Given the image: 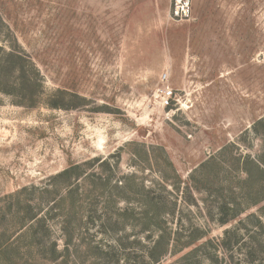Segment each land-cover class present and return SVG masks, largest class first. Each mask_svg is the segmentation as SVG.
<instances>
[{"label": "rangeland", "instance_id": "obj_1", "mask_svg": "<svg viewBox=\"0 0 264 264\" xmlns=\"http://www.w3.org/2000/svg\"><path fill=\"white\" fill-rule=\"evenodd\" d=\"M169 9L0 0V264H264V0Z\"/></svg>", "mask_w": 264, "mask_h": 264}, {"label": "built area", "instance_id": "obj_2", "mask_svg": "<svg viewBox=\"0 0 264 264\" xmlns=\"http://www.w3.org/2000/svg\"><path fill=\"white\" fill-rule=\"evenodd\" d=\"M192 3L193 0H170L169 17L174 22H187L192 17ZM162 82H168V75L165 74L162 77ZM161 104L164 107H169L171 101L174 100L173 89L166 84V86L160 89Z\"/></svg>", "mask_w": 264, "mask_h": 264}, {"label": "trees", "instance_id": "obj_3", "mask_svg": "<svg viewBox=\"0 0 264 264\" xmlns=\"http://www.w3.org/2000/svg\"><path fill=\"white\" fill-rule=\"evenodd\" d=\"M256 131L258 133H263L264 134V121L263 122H259L257 124ZM252 165H254V167L256 169V172L261 175V177H262V179L264 181V158L258 164L257 163H252ZM248 175H249V177H251V180H252L254 175L251 173V171H248ZM262 190L264 191V182H262ZM261 198L264 199V195ZM2 248H3V244L0 246V250ZM155 251H156V249H155ZM156 257L154 259V263H159L160 259H159V257L158 258H156Z\"/></svg>", "mask_w": 264, "mask_h": 264}]
</instances>
